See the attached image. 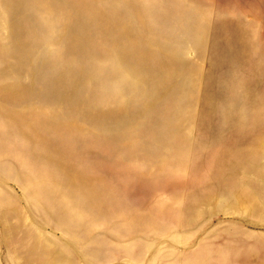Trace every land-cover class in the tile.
<instances>
[{"label":"rangeland","instance_id":"rangeland-1","mask_svg":"<svg viewBox=\"0 0 264 264\" xmlns=\"http://www.w3.org/2000/svg\"><path fill=\"white\" fill-rule=\"evenodd\" d=\"M0 264H264V0H0Z\"/></svg>","mask_w":264,"mask_h":264},{"label":"bare ground","instance_id":"bare-ground-1","mask_svg":"<svg viewBox=\"0 0 264 264\" xmlns=\"http://www.w3.org/2000/svg\"><path fill=\"white\" fill-rule=\"evenodd\" d=\"M111 9H114V8H111ZM103 10H105V9H103ZM114 10H117V9H114ZM128 20H129V18H128ZM19 26H21V25H19ZM23 28V27H22ZM17 30H18V28H17ZM20 31V30H19ZM22 31H23V29H22ZM17 33H21V32H17ZM24 33V32H23ZM17 36H20V34L19 35H17Z\"/></svg>","mask_w":264,"mask_h":264}]
</instances>
